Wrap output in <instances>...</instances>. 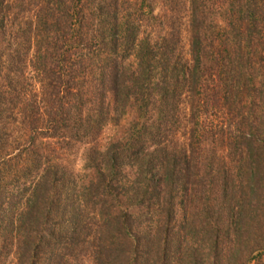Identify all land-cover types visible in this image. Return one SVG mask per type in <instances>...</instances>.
Segmentation results:
<instances>
[{
	"label": "trees",
	"instance_id": "1",
	"mask_svg": "<svg viewBox=\"0 0 264 264\" xmlns=\"http://www.w3.org/2000/svg\"><path fill=\"white\" fill-rule=\"evenodd\" d=\"M163 8L162 20L149 0H0V264H264V0ZM32 49L39 104L20 83ZM15 124L30 133L21 149ZM45 138L63 152L94 143L83 178Z\"/></svg>",
	"mask_w": 264,
	"mask_h": 264
},
{
	"label": "rangeland",
	"instance_id": "2",
	"mask_svg": "<svg viewBox=\"0 0 264 264\" xmlns=\"http://www.w3.org/2000/svg\"><path fill=\"white\" fill-rule=\"evenodd\" d=\"M151 1L154 9V15L160 17L162 20L164 18V8H163V0H149ZM33 15L28 13L25 17H32ZM33 18V17H32ZM163 34V33H162ZM190 31L188 30V25L186 24L183 28L182 33V40L184 44V52L186 53V59L188 62L190 61L189 58V42H190ZM35 53L32 49L27 55L24 56L23 62H22V75H20V83L22 86L25 87L23 91L25 92V95L29 100H36L38 104L40 103V99L44 97L45 89L43 85L40 83V70H39V63L35 61L34 59ZM186 104L181 105L182 111H184V117L186 126L188 128V131L192 130L194 120L191 118L192 112L187 108ZM134 118L133 114H128L125 118L121 119L120 121L116 122V124H110L104 131V133L101 135L99 141L95 144L100 150H104L106 145L118 138L124 137V134L127 130L128 124L132 121ZM203 120V117L200 119V121ZM45 126V125H44ZM43 126V127H44ZM191 128V129H190ZM9 133L11 136L9 138V143L11 147L21 149L22 147L28 146L29 139H30V133L27 131V127L20 126V124H15L11 126L9 129ZM40 136V135H39ZM38 136V137H39ZM189 136V135H187ZM183 141L187 142L186 139H182ZM37 141H41L43 143V147L45 150V153H47L54 162H56L57 165L60 166L61 170L69 171L71 174H73L75 177L84 176V164H85V158H86V151L94 145V143L89 145L86 144H80L75 150H69L66 152H63L62 149H60V144L57 143L56 139H37ZM210 147V145H209ZM226 151H218V155L220 157L222 155H225ZM82 178H80L82 180ZM181 199V198H180ZM183 197V201H184ZM179 200V198H178ZM183 216V210L179 207L176 208V221L177 223L180 222ZM179 227L175 226V230ZM192 243V241H191ZM191 246H193L191 244ZM194 247V246H193ZM14 250L16 247H13ZM194 249V248H192ZM13 261V254L6 260V264H10ZM264 262V261H263ZM78 264H93L91 259H84L83 261H80ZM263 264V263H262Z\"/></svg>",
	"mask_w": 264,
	"mask_h": 264
}]
</instances>
